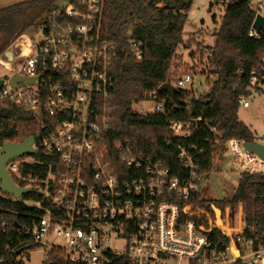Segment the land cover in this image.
Listing matches in <instances>:
<instances>
[{
  "label": "built area",
  "instance_id": "obj_1",
  "mask_svg": "<svg viewBox=\"0 0 264 264\" xmlns=\"http://www.w3.org/2000/svg\"><path fill=\"white\" fill-rule=\"evenodd\" d=\"M79 3L83 13L73 5L66 11L68 16L81 15L70 17L80 22L66 23L57 17L60 9L52 10L35 25L43 39L35 43L19 33L8 47L11 56L0 64V104L48 118L45 133L33 146L52 156L44 179L30 187L39 197L25 200L42 213L33 226L19 231L26 239L15 248L28 242L43 248L44 257L53 250L72 264H264V231L245 222L241 202L219 206L195 197L201 178L190 152L198 149L195 144H177L187 168V175L179 178L161 161L127 144L115 142L110 150L104 143L112 122L109 67L116 48L99 37L103 0ZM251 6L254 16L247 34L260 38L264 22L259 30L252 22L256 14L264 16V0H251ZM141 47L131 41L128 51L140 58ZM13 74L35 80L13 87ZM263 77L264 48L249 72L250 92L238 98L240 106H249L248 97ZM191 80L186 72L169 83L186 88ZM157 88L144 93V100L155 102L154 109H141L140 114L164 110ZM170 127L175 135L189 133L187 123L173 121ZM226 142L241 172L264 175V159L245 148L247 141ZM248 142L264 146V135L253 132ZM23 156L6 164L10 175L21 163L34 161ZM212 205L219 209L220 220Z\"/></svg>",
  "mask_w": 264,
  "mask_h": 264
},
{
  "label": "trees",
  "instance_id": "obj_2",
  "mask_svg": "<svg viewBox=\"0 0 264 264\" xmlns=\"http://www.w3.org/2000/svg\"><path fill=\"white\" fill-rule=\"evenodd\" d=\"M213 2L223 5V14L213 32L214 43L208 46L193 38L182 37L192 0H103L99 37L116 48L109 67L114 81L112 122L103 139L110 150L115 142H122L145 157L161 161L173 175L183 178L187 168L178 157L177 144L187 146L192 143L198 147L190 152L198 163L201 177L212 166V153L217 143L232 138L252 140L253 132L238 119V98L250 92L249 72L260 62L264 36L253 38L247 34L254 16L251 0ZM69 5L79 13L84 12L79 0H70ZM67 7L57 5L56 0H23L1 8L0 52L19 33L25 32L28 25L45 21L52 10L60 9L57 17H62L66 23L80 22L70 17L81 15L68 16ZM131 41L142 44L140 58L128 51ZM191 43L201 54L207 52L213 73L208 90L195 94L188 88H177L173 96L158 92V99L165 100L163 111L140 114L133 110L134 103L144 100V93L172 80L170 69L179 59L178 47L182 44L189 47ZM260 82L264 83V77ZM260 90V85H256V91ZM47 119L13 104H0V145L4 141H20L35 133L40 137L48 127L44 123ZM173 121L187 123L188 135H175L170 127ZM24 157L34 161L21 163L18 170L11 173L12 178L24 187L39 184L38 180L44 179L50 170L52 156L38 151ZM38 197V193L32 191L18 198L0 189V264H23L18 256L25 253V249L38 248L28 242L15 248L26 239L19 231L33 226L42 213L25 200ZM195 197H199L198 193ZM238 202L242 204L245 222L264 231V175L240 173L232 206L236 207ZM18 249L19 253L14 256L13 252ZM45 262L72 264L53 250L47 253Z\"/></svg>",
  "mask_w": 264,
  "mask_h": 264
},
{
  "label": "rangeland",
  "instance_id": "obj_3",
  "mask_svg": "<svg viewBox=\"0 0 264 264\" xmlns=\"http://www.w3.org/2000/svg\"><path fill=\"white\" fill-rule=\"evenodd\" d=\"M13 1L16 0H0V9L9 6ZM69 1L56 0V4L69 6ZM210 2H212L211 7ZM222 14V4L215 3L213 0H192L183 24V39L193 38L203 45H212L215 39L213 32L218 27ZM36 24L28 25L25 33L35 43H38L43 39V33L40 28L35 26ZM10 44L5 49H8ZM2 52H0V64L7 57ZM177 52L179 59L172 64L169 77L173 80L175 77L188 72L192 75V80L186 88L192 90L195 94L207 91L213 78L207 52L204 51L201 54L193 43L189 47H184L183 44L180 45ZM10 74L12 72H8L7 75ZM260 87V91L248 97V107L239 106L237 115L238 119L245 123L252 132L262 136L264 135V83H260ZM154 105V101L143 100L134 103L132 109L136 111L141 109L152 110ZM240 173L239 163L231 154L230 144L227 142L217 143L212 153V166L208 172L201 176L196 187L199 198L213 201L219 206H221V202L231 201ZM18 259L23 264H48L45 262L44 251L41 247L21 253Z\"/></svg>",
  "mask_w": 264,
  "mask_h": 264
},
{
  "label": "water",
  "instance_id": "obj_4",
  "mask_svg": "<svg viewBox=\"0 0 264 264\" xmlns=\"http://www.w3.org/2000/svg\"><path fill=\"white\" fill-rule=\"evenodd\" d=\"M264 22V16L260 14H256L254 17V20L252 22V26L259 30L262 27V24ZM12 50L5 49L3 52L7 55V57H10L12 54ZM2 52V53H3ZM10 84L11 86H17V82L20 81V84H27L32 83L35 80V77H24L19 74H13L10 77ZM3 79L0 77V86L2 85ZM158 92H167L170 96H173L175 92H177V88L169 83V82H163L161 83L158 88ZM43 130V128H41ZM39 136V133L31 134L25 136L20 141H4L0 145V189L8 194H11L13 196H16L18 198H21L23 194L35 191L34 189L30 187H24L16 184L12 176L9 174V172L6 169V164L9 161H12L16 157H21L25 154H36V149L34 148L33 144L37 140ZM244 146L247 150L256 153L258 156L264 159V146L259 143L254 142H245ZM38 192V191H36ZM212 210L214 211V214L216 215L217 219H219V209L212 205ZM20 249L13 252V255L16 256L19 253Z\"/></svg>",
  "mask_w": 264,
  "mask_h": 264
},
{
  "label": "crops",
  "instance_id": "obj_5",
  "mask_svg": "<svg viewBox=\"0 0 264 264\" xmlns=\"http://www.w3.org/2000/svg\"><path fill=\"white\" fill-rule=\"evenodd\" d=\"M19 1H23V0H16V1L11 2L10 4H13V3H16V2H19Z\"/></svg>",
  "mask_w": 264,
  "mask_h": 264
}]
</instances>
